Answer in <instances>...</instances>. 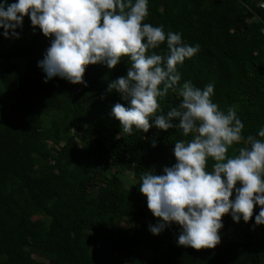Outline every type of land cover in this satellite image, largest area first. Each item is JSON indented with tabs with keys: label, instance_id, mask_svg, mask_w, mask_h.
<instances>
[{
	"label": "trees",
	"instance_id": "16d2710c",
	"mask_svg": "<svg viewBox=\"0 0 264 264\" xmlns=\"http://www.w3.org/2000/svg\"><path fill=\"white\" fill-rule=\"evenodd\" d=\"M143 22L200 46L178 66L180 83L214 84L213 102L233 107L242 134L255 136L264 125V0H149ZM17 31L18 39L0 35V264H264V225L257 235L246 227L256 205L247 223L222 216L213 249L178 246L175 224L149 231L158 218L140 177L174 164L173 143L191 136L178 128L120 135L111 109L127 105L107 83L126 75V57L112 69L88 65L87 86L45 83L37 62L51 38L27 16ZM180 99L169 91L160 109Z\"/></svg>",
	"mask_w": 264,
	"mask_h": 264
},
{
	"label": "clouds",
	"instance_id": "9594fccd",
	"mask_svg": "<svg viewBox=\"0 0 264 264\" xmlns=\"http://www.w3.org/2000/svg\"><path fill=\"white\" fill-rule=\"evenodd\" d=\"M149 0H0V35L18 39L17 29L27 16L50 44L37 62L44 82L58 77L87 86L83 76L88 65L114 68L127 58L126 75L107 83L126 105L115 103L111 115L121 133L150 128H178L184 137L173 144L175 163L160 174L145 171L139 192L158 218L149 225L153 235L175 224L178 246L213 249L221 240L222 216L247 223L259 207L254 225H264V125L256 135L242 134L244 124L233 107L222 110L211 99L214 84L196 87L181 82L178 66L199 51L180 32L143 22ZM164 48L160 52L154 51ZM169 91L181 99L166 113L160 109ZM242 145L236 154L229 147ZM155 147V140H152ZM211 159L214 163L206 166Z\"/></svg>",
	"mask_w": 264,
	"mask_h": 264
},
{
	"label": "rangeland",
	"instance_id": "374dc122",
	"mask_svg": "<svg viewBox=\"0 0 264 264\" xmlns=\"http://www.w3.org/2000/svg\"><path fill=\"white\" fill-rule=\"evenodd\" d=\"M130 180H132L131 178H130ZM133 181V180H132ZM129 186H132L133 185V183H129L128 184ZM121 225H124V226H127L128 225V222H127V220H125V221H123L122 223H121ZM246 227L253 233V234H258L259 233V230H258V227L256 226V225H254V224H248V225H246Z\"/></svg>",
	"mask_w": 264,
	"mask_h": 264
}]
</instances>
